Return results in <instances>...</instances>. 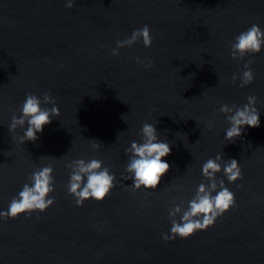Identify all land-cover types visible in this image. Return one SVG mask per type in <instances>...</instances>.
Here are the masks:
<instances>
[{"label":"clouds","instance_id":"1","mask_svg":"<svg viewBox=\"0 0 264 264\" xmlns=\"http://www.w3.org/2000/svg\"><path fill=\"white\" fill-rule=\"evenodd\" d=\"M66 8L74 7V0H67ZM142 41L144 47L152 46L153 38L151 29L148 25L136 29L131 36L116 42V47L112 49L113 56L120 55V49L124 47L131 48L135 43ZM264 47V31L257 24H253L246 31L241 32L231 43V58L242 60L248 55L261 52ZM136 62L145 64L146 68H151L152 63L136 58ZM254 61L249 60L244 64L241 75L232 76V83L235 84L239 79V87L244 88L255 79L251 64ZM257 97L249 95L247 103L242 107L232 105L229 107L223 104L220 112L225 114L230 127L226 129L225 139L233 141L239 138L245 126L259 127L260 113L255 107ZM52 104L53 107L45 108L42 105ZM21 115H13L8 125L9 132L14 133L17 129L26 130L23 135L17 138L20 144L26 141H36L37 133L43 132L44 126L52 122L53 117L60 115V110L55 106V100L50 93L44 92L43 98L34 94H27L20 108ZM214 127L212 123L208 128ZM142 142L133 141L126 153L128 154V163L125 171L129 174L126 179L132 181L131 190L133 192L141 190H156L161 183L164 175L169 171L170 165L163 158L170 155L171 145L166 141H160L158 131L155 125L145 123L141 129ZM93 150H98L101 143L95 139L91 140ZM70 169V180L67 185V191L71 195L75 204L82 207L87 200H95L100 203L110 194L116 186V177L108 167L103 166V161L92 159L85 161L77 159L66 163ZM223 171L224 176L229 183L243 179L242 171L236 159L223 161L221 155L217 154L215 158H209L202 165V176L208 181L207 184L201 183L194 197L188 202L185 209L183 202L175 204L170 209L168 215L171 220V235L162 234L165 241L174 240L176 237L188 239L197 231L205 230L213 226L215 221L225 212L236 205L235 194L225 185L224 180H217V173ZM53 167L51 164L38 168L28 177V183H25L18 196H14L8 206L7 211H0V218L5 221L9 218L16 219L20 215H30L33 212L43 213L53 203L55 198H48L54 191ZM213 193H215L213 195ZM180 215L179 221L176 219Z\"/></svg>","mask_w":264,"mask_h":264}]
</instances>
